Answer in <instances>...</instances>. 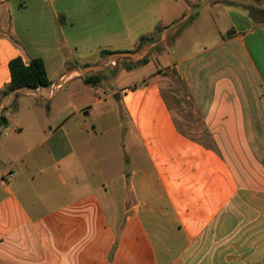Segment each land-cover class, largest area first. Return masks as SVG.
Here are the masks:
<instances>
[{
    "label": "crops",
    "instance_id": "obj_1",
    "mask_svg": "<svg viewBox=\"0 0 264 264\" xmlns=\"http://www.w3.org/2000/svg\"><path fill=\"white\" fill-rule=\"evenodd\" d=\"M113 1L114 18L98 25L112 23L108 38L135 32L147 54L181 48L183 30L168 41L196 11L179 0ZM51 3L0 0V90L17 56L40 57L50 80L0 103V264H264V27L240 7L213 4L226 31L166 65L186 84L175 104L156 72L109 94L86 83L103 76L110 46L78 65L68 38L48 34L52 23L63 29ZM73 80L88 86L73 89L81 106L7 108L21 94L53 104ZM116 92L122 104L107 113L101 102Z\"/></svg>",
    "mask_w": 264,
    "mask_h": 264
},
{
    "label": "rangeland",
    "instance_id": "obj_2",
    "mask_svg": "<svg viewBox=\"0 0 264 264\" xmlns=\"http://www.w3.org/2000/svg\"><path fill=\"white\" fill-rule=\"evenodd\" d=\"M183 9L192 8L193 10H199V17L192 19L185 27L182 29H176V32L170 37L169 43L174 42L177 34L181 32V38H178L181 48H159L156 51H149L147 54V47L145 44L139 45L138 38H135L136 33L130 32L128 36L117 37V38H108L107 34L111 32L114 26L112 23L108 22L107 29L103 28L105 26L98 25V22L110 18H114V10H116L117 5L112 0L109 4L107 0H52V6L62 10L60 13H63L62 20V30L57 28L58 26L55 23L50 24L51 29L48 31L52 36H59L61 38H68L70 43V51L76 58L75 61L78 62V65H82L86 60L92 61L96 58L98 49L97 46H110L106 47L108 50H127L132 52H121L115 53L105 58V64L102 66L104 74L101 76V80L98 82L99 93L102 95V91L109 94L115 88H125V89H134L139 87V84H142L141 76L150 75L153 72L160 74L159 76V88L161 93L165 96L167 100L173 101L175 104H179L174 96L175 93L179 91L184 92L186 84L184 81L176 77L173 70L168 69L166 65L171 62L177 61L180 57L196 54L199 52L204 45H210L218 38V31L224 32L228 27L226 24V19L222 16L220 5L214 6L216 2H225L229 3V0H179ZM240 3H251L256 6L264 8V0H235ZM124 7H140L141 2L137 5L134 1L128 0L124 1ZM130 2L134 3L130 4ZM231 2V1H230ZM186 4V5H185ZM50 8V7H49ZM223 8V7H222ZM178 9L171 10V14H175ZM215 12H218V15L215 17ZM214 16L213 19L211 16ZM179 28V27H178ZM106 35L107 38L100 39ZM72 37V39L70 38ZM160 35L156 36L155 39H159ZM100 39V40H99ZM62 47L64 43L60 42ZM89 46V48H84ZM138 46V47H137ZM103 48V47H102ZM67 51V48H65ZM109 55V54H108ZM144 64H139L143 58H148ZM86 59V60H85ZM126 64H135L131 68H126ZM72 61L69 62V65L65 66L71 67ZM83 72H91L88 68H82ZM79 80H73L71 84L62 88L61 91L55 93L53 98V104L50 100H40L34 98L31 95H19L18 100L14 101L7 108L10 113L15 115L21 113V109L18 111L17 102L24 107L29 103H34L39 110H47L51 105L54 109H60L62 106H81L85 104V98L82 96L79 97L74 95L73 89H80L86 91L88 86H83ZM141 81V82H140ZM144 84V83H143ZM101 89V90H100ZM29 90V89H28ZM48 91V90H46ZM100 95V96H101ZM182 99V97L179 96ZM184 98V97H183ZM91 98L87 102H91ZM177 100V101H176ZM106 108L105 112H110L111 107L115 106L116 108L120 107L122 100L114 99L111 96L105 101L101 102ZM192 105V102H190ZM186 104V103H185ZM102 105V106H103ZM188 106V104H187ZM70 109V108H68ZM42 111V112H43ZM26 112L23 111L22 114ZM102 110L98 111L97 115L100 117ZM21 114V115H22ZM110 113L106 115L105 120H110ZM190 131L187 129V132Z\"/></svg>",
    "mask_w": 264,
    "mask_h": 264
},
{
    "label": "trees",
    "instance_id": "obj_3",
    "mask_svg": "<svg viewBox=\"0 0 264 264\" xmlns=\"http://www.w3.org/2000/svg\"><path fill=\"white\" fill-rule=\"evenodd\" d=\"M231 5H235L243 9L247 16L252 20L256 27H264V8L256 6L255 4L240 3L239 1L232 0ZM198 11H193L184 21L178 23L180 25L179 29L185 27L192 19L197 17ZM228 35L233 34V30L230 29L227 32ZM145 38H141L139 45H142ZM113 51L103 50V55L113 54ZM147 61L143 58L139 64H144ZM135 64H126V68H131ZM9 71H10V82L0 90V103L3 98L8 94L20 90V89H36L38 87H47L50 85V80L48 78L46 68L43 60L40 57H32L26 63L21 57L17 56L9 61ZM101 80V76L97 74H90L84 78L86 83L96 84ZM7 125V119L5 116L0 114V134L1 128Z\"/></svg>",
    "mask_w": 264,
    "mask_h": 264
},
{
    "label": "water",
    "instance_id": "obj_4",
    "mask_svg": "<svg viewBox=\"0 0 264 264\" xmlns=\"http://www.w3.org/2000/svg\"><path fill=\"white\" fill-rule=\"evenodd\" d=\"M112 97H113L114 99H118V98H119V94L116 92V93H114V94L112 95Z\"/></svg>",
    "mask_w": 264,
    "mask_h": 264
}]
</instances>
